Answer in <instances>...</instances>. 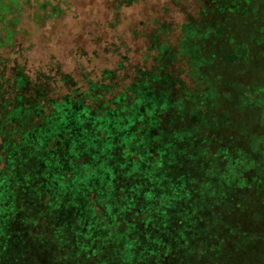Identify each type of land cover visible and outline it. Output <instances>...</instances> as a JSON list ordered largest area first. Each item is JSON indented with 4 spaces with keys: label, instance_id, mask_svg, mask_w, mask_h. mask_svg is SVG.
<instances>
[{
    "label": "trees",
    "instance_id": "16d2710c",
    "mask_svg": "<svg viewBox=\"0 0 264 264\" xmlns=\"http://www.w3.org/2000/svg\"><path fill=\"white\" fill-rule=\"evenodd\" d=\"M200 5L160 54L166 69L182 56L191 83L169 68L140 97L130 84L138 118L129 102L45 86L0 115L30 148L6 157L18 184L0 190V264H264V0Z\"/></svg>",
    "mask_w": 264,
    "mask_h": 264
},
{
    "label": "rangeland",
    "instance_id": "374dc122",
    "mask_svg": "<svg viewBox=\"0 0 264 264\" xmlns=\"http://www.w3.org/2000/svg\"><path fill=\"white\" fill-rule=\"evenodd\" d=\"M7 1L0 0V6ZM200 7V0H16L7 13L0 12V115L9 112L19 99L32 102L33 90L45 86L53 96L71 95L79 89L84 97H104L109 107L129 102L132 118H138L135 107L143 103L137 100L144 92L141 87L146 88L166 69L160 54L167 46L176 45L187 15H195ZM173 63L169 66L173 74L190 84L182 56ZM20 71L26 76L17 79ZM24 79L28 88L23 93L17 80ZM134 83H138L137 90L141 88L139 97H132L136 90L130 84ZM179 83L176 80V85ZM65 109L57 112L53 108L51 113H59L56 119L63 120L69 113L66 111H71ZM175 119L171 117V121ZM9 123L8 117L0 116V190L18 184L15 178H7L6 157L19 150L21 157L30 153V148L19 147V126L8 131L14 127L12 123L2 129ZM72 132L65 128L62 136L75 144L77 136L71 139ZM54 141L52 138L43 144L50 155L55 151ZM62 142L60 153L79 157L73 154L71 146L75 145ZM35 152L31 154L34 158ZM44 163L41 158L39 164Z\"/></svg>",
    "mask_w": 264,
    "mask_h": 264
}]
</instances>
